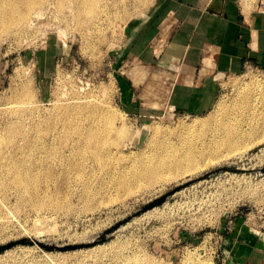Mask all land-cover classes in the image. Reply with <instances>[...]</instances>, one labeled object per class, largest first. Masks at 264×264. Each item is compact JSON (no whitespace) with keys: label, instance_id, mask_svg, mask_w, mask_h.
<instances>
[{"label":"rangeland","instance_id":"374dc122","mask_svg":"<svg viewBox=\"0 0 264 264\" xmlns=\"http://www.w3.org/2000/svg\"><path fill=\"white\" fill-rule=\"evenodd\" d=\"M45 1L39 16L0 17V246L85 244L181 189L103 243H18L0 264H264L263 253L235 248L264 238V66L203 83L210 103L181 110L170 99L180 69L136 58L128 40L155 0H101L81 14L77 0ZM236 2L246 17L264 6ZM69 105L84 109L61 132L73 112L58 108ZM50 124L59 129L47 144L8 143L16 127L18 141ZM187 156L193 168L177 164Z\"/></svg>","mask_w":264,"mask_h":264},{"label":"crops","instance_id":"0c3cea01","mask_svg":"<svg viewBox=\"0 0 264 264\" xmlns=\"http://www.w3.org/2000/svg\"><path fill=\"white\" fill-rule=\"evenodd\" d=\"M154 2L129 28L128 40L136 46V58L180 69L170 93L177 108L196 112L208 97L200 92L203 83L239 74L248 62L264 66V6L246 17L236 0ZM241 241L236 249L264 254V238L248 235Z\"/></svg>","mask_w":264,"mask_h":264},{"label":"bare ground","instance_id":"6f19581e","mask_svg":"<svg viewBox=\"0 0 264 264\" xmlns=\"http://www.w3.org/2000/svg\"><path fill=\"white\" fill-rule=\"evenodd\" d=\"M62 1L63 0H57V2L60 5H62ZM77 1L79 3V6H78L79 12H78V14H81L88 6L89 7L92 6V5L93 6H97V5L99 6L100 2H101V0H77ZM45 2H46L45 0H20V1H15V2H12V0H0V17H4V16L11 17L12 16V12H14V13L19 12V14H20V16L22 18H25L28 15V13H30V12H33L34 16H39V15L44 13L41 8H43ZM71 11H72V9H71ZM81 19L82 18H80V20ZM28 23L29 24L30 23L31 24L34 23L33 19H31ZM78 102L79 101H77L76 103H78ZM86 103H87L86 106H93L94 107L96 105L93 100H88ZM86 106H84V107H86ZM82 109H84V108L83 107H78V106H73V105H71V106L70 105L69 106H60V108H58L59 111H65V112L66 111H72L73 112V115H72L71 118H61L62 121H63V123H62L63 127L62 128L60 127L61 128V132H63L64 130H67L69 128V123L70 122H74L75 115L77 114L78 111H81ZM194 122H196V121H194ZM58 129L59 128L54 126L53 124L47 125L43 129L37 127V128H34V132H33L34 135H31L30 137L27 136L26 138L22 137L21 140L17 141L16 138L21 136V129L16 127V129L13 131V133L11 132L12 134H11V136L8 139V143L15 144L19 148H23V146H27V145L32 146L34 144H42V145L43 144H47L50 141H53V139H54L53 136H55L54 135V131L58 130ZM12 130H13V128H12ZM90 130H95V129L91 127ZM44 131L46 132V137L40 136V135H42L44 133ZM109 131H111V133H112L113 130L111 129ZM123 132H119V135L124 134ZM142 133H145V131L140 130L139 134H142ZM88 136H90V140H95L94 139L95 136H96L95 134H90ZM24 140H26V142ZM159 147L161 148L160 150L163 149L161 145H159ZM160 153L162 154V151ZM153 155L155 156V155H157V153L154 152V153L151 154V156H153ZM195 163H197V162H196L195 159H193V156L192 157H188L187 156V157L181 158V159H179L177 161V164L179 166H181L183 164H187V166H188L187 168H193ZM18 167L20 168V169H17L18 173L21 174V167L22 166L19 165ZM28 170H29V168H28ZM28 170H26V171H28ZM17 179H19L18 186H20V187L27 186L26 180L21 175H18ZM156 212H158V206L154 207L153 209H150V210L144 212L142 214V216L152 215V214H155ZM145 220H146V218H145Z\"/></svg>","mask_w":264,"mask_h":264},{"label":"water","instance_id":"95a60500","mask_svg":"<svg viewBox=\"0 0 264 264\" xmlns=\"http://www.w3.org/2000/svg\"><path fill=\"white\" fill-rule=\"evenodd\" d=\"M215 1L218 2L221 5L224 0H215ZM230 170L234 171L236 169L235 168H230ZM259 172L261 174H264V167L260 168ZM180 189H181V186H179V187L167 192L166 194L154 199L153 201H150L149 203H147L144 206H142L139 210H137L132 216H129V217L117 222L115 225L111 226L110 228L106 229L96 239H94L91 242H88V243H85V244H79V245L60 246V245H57V244H48V243H42L40 241H33V240L24 239V240H21L20 242L14 241V242H10L8 244L1 245L0 246V253H2L3 251L15 246L18 243H28V244L36 243L41 248H43V249H45L47 251H65V250L76 249V248H81V247H91V246H94L96 244L103 243V242H105V241H107L109 239V237L112 235V233L114 231H116L123 224L127 223L133 216L141 215L142 213H144V212H146V211H148L150 209H153L154 207L162 205L170 195L176 193V191H178Z\"/></svg>","mask_w":264,"mask_h":264},{"label":"built area","instance_id":"2783aa9c","mask_svg":"<svg viewBox=\"0 0 264 264\" xmlns=\"http://www.w3.org/2000/svg\"><path fill=\"white\" fill-rule=\"evenodd\" d=\"M248 67H250V65H249V64H247V65H246V68H248Z\"/></svg>","mask_w":264,"mask_h":264}]
</instances>
